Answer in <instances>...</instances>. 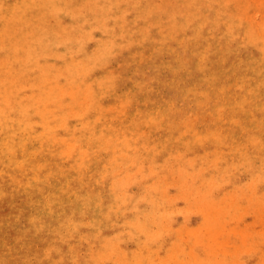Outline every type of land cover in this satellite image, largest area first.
Listing matches in <instances>:
<instances>
[{
	"label": "bare ground",
	"instance_id": "6f19581e",
	"mask_svg": "<svg viewBox=\"0 0 264 264\" xmlns=\"http://www.w3.org/2000/svg\"><path fill=\"white\" fill-rule=\"evenodd\" d=\"M44 1L0 0V28L13 17L24 36L33 33ZM46 1L56 4L59 18L65 16L72 26L77 22L80 31L75 42H61L63 34H52L45 14L47 31L37 45L29 43L31 35L27 41H7L29 62L19 71L35 73L38 80L29 78L19 95L9 75L0 78V235L14 242L4 247L0 264L30 258L34 264H106L105 258L127 252L129 240L151 252L145 264H194V254L214 264L216 246L199 232L201 224L187 228L189 216L174 226L170 246L160 248L164 234H150L149 226L163 219L159 210L167 212L166 204L133 194L131 186L144 193L149 181L130 171L143 172L145 161L165 171L169 146L184 130L190 136L187 150L205 146L216 174L215 179L201 172L194 177L227 193L234 185L242 189L237 182L250 171L254 182L247 184L256 195L264 194V46L252 41L255 53L242 56L238 66L230 63L228 55L244 42L243 34L222 11L203 15L190 37L180 41L143 15L92 25L72 11L77 0ZM112 4L96 2L102 13L105 6H121L119 0ZM198 38L203 42L196 46ZM186 49H193L192 56ZM3 50L0 46V54ZM221 52L228 55L219 57ZM62 80L66 89L59 87ZM157 84L168 90L166 98ZM79 103L87 106L83 113L76 111ZM56 111L73 119L57 124L47 116ZM220 144H225L220 154L226 162L217 166ZM183 228L200 247L185 251L179 240ZM217 228L209 226L210 238ZM127 254L114 258L116 263L128 264Z\"/></svg>",
	"mask_w": 264,
	"mask_h": 264
},
{
	"label": "rangeland",
	"instance_id": "374dc122",
	"mask_svg": "<svg viewBox=\"0 0 264 264\" xmlns=\"http://www.w3.org/2000/svg\"><path fill=\"white\" fill-rule=\"evenodd\" d=\"M10 1L13 2L15 0ZM105 1L113 5V0ZM119 1L121 3L119 8L110 9L105 6L103 7L105 12L102 13V7L98 8L96 6L97 0H77L76 4L72 7V11L76 12L78 20H85V22L90 24L93 22L96 24H104L110 17H113V20L118 18L119 21H122L123 19L134 18L137 14L143 15L162 23L166 30L164 33L176 34L180 41H185L190 37L191 33L189 30L197 28L200 20L204 18L202 17L203 15H214L218 11H222L227 17L233 19L237 32L243 34L242 41L244 42L239 44L235 49V54L232 56L221 52L219 57L228 55L230 63L238 66L241 59H243L242 56L245 57L246 55H253L255 53L256 49L252 46V41L264 46V0ZM213 1H217L218 3L214 5ZM42 6L44 13L41 15V19L35 21L33 24L37 28L33 33L27 32L26 36H24V31H19V26L17 22H14L13 17H8L6 21H3L4 24L0 28V33L2 34L0 46L5 48L2 54H0V78L9 75L10 79L15 82L14 88L18 90L19 95L26 92L25 87L28 84L29 78L33 82L38 80V78L37 76L33 78L35 73L27 76L26 73L19 71L21 66L29 62L21 48L14 50V48L7 44V41L21 39L27 41L26 37L31 35V41L29 43L37 45V37L45 38L43 30L47 31V29H44L43 21L45 20V14L47 18L51 17L50 31L52 34L56 37L63 34V36L61 35L62 38H60L61 42L69 44L75 42L74 37L80 31L76 29L79 28L76 25L77 22L72 26V22L65 16L61 18L57 16L58 13L60 14L62 12L58 10L56 4L45 0ZM59 8L62 10V6ZM110 12L114 13L110 15ZM15 29L17 30L16 32L14 31ZM121 29L124 30L123 28ZM64 30L67 32H64ZM195 31L197 32V29ZM7 37L8 39L6 40ZM202 42L203 39L198 38L196 46ZM232 44L234 47L236 46V43L233 42ZM192 50L186 49V53L192 56ZM48 57L50 58V56ZM52 59L54 58L52 57ZM110 63L111 65L114 64L113 61H110ZM42 64L44 65V62ZM59 87L66 89L65 81L62 80ZM157 87H159L161 95L166 98L168 90L159 84H157ZM63 91L66 92L65 90ZM66 98L71 102L69 97ZM75 106L76 111L81 113L87 108L84 103H79ZM47 116H53L57 124L67 119H73L71 113L67 112L61 113L56 111L49 114L47 112ZM181 124L177 123L176 125L180 126ZM189 138L188 131L182 130L177 132L174 142H171L169 146V155H172V157L168 158L166 164L169 166L164 168L165 171L159 166H150L151 162L146 161L143 172L130 171L135 178L143 176V178L149 181L143 184L145 185L144 193L138 191L137 185L131 186L133 194L140 193L145 195L150 199L152 204L159 203V200H162L166 204L167 212L161 213L160 211L162 209L159 210V214L164 216L163 219L160 221L157 218L150 224V234H157L156 231L160 230L162 235L164 234V237L161 236L159 238L160 248L162 250L166 249L173 242L172 235H174V226L181 224L184 216H189L191 225L187 228L193 229L196 223L201 224L198 226L199 232L206 235L209 238L207 241L216 246V249H213L215 253L214 260L216 261L214 264H264V194L256 195L255 190L247 184H253L254 177L250 171H247L237 182L243 184L244 187L241 189L234 185L227 193H221L219 189L213 188L214 185L210 184L213 182L194 177V174L201 172L200 174L203 176L215 179L216 174L213 172L207 160L209 159V154L205 146L199 152L187 150L186 144ZM162 141L164 142L165 140L162 139ZM159 148L163 149L162 146H159ZM217 148L218 156L215 159V164L219 166L222 162H226L225 160L223 161V156L220 154V151L226 147L225 144H220ZM151 149L155 150L153 148ZM203 180L206 182L203 183ZM168 203L170 204L169 207ZM209 205H212L213 208L208 209ZM202 216L212 221L210 223H202L203 221L200 222L203 220ZM220 223L222 224L221 228H219ZM209 226L218 227L217 230H214L215 238L213 239L210 238L212 233ZM187 228L182 229L181 232L186 233L181 234L182 236L179 239L182 245L185 246V251L192 249L194 245L195 249L199 246V244L193 243L191 236H189L191 235V231ZM0 236L1 261V258L5 257L4 247L14 245V242L6 235ZM176 237L178 238L177 235ZM86 248V245L83 244L82 249L86 250ZM124 248L127 252L119 251L117 255L105 258L106 264H117L114 258L120 259L118 255L127 253L128 258L125 259V263L145 264V256L147 255L146 257H149L151 253L142 245H138L131 240L126 243ZM193 251L196 253L195 250ZM22 252L28 254L24 249ZM194 255L195 257L192 258L194 264H208V260L206 259H197L196 255L200 256L199 254ZM20 264H34V259L20 260ZM120 264L124 263L121 261Z\"/></svg>",
	"mask_w": 264,
	"mask_h": 264
}]
</instances>
